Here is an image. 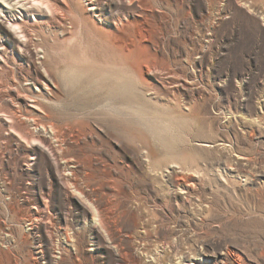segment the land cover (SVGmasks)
Returning a JSON list of instances; mask_svg holds the SVG:
<instances>
[{
  "label": "rangeland",
  "instance_id": "1",
  "mask_svg": "<svg viewBox=\"0 0 264 264\" xmlns=\"http://www.w3.org/2000/svg\"><path fill=\"white\" fill-rule=\"evenodd\" d=\"M15 1L31 5L13 17L0 0V264H129L100 229L98 207L105 216L124 212L114 232L123 249L136 246L127 237L133 223L149 222L160 254L173 242L183 253L195 249L192 261L201 264L203 252L225 247L264 256V0H98L96 13L109 27L122 21L132 51L126 96L136 107L122 117L87 87L60 85L48 95L19 82V70L41 62L40 46L60 30L41 19L38 0ZM24 16L33 22L30 56L12 39L10 22ZM93 121L125 151L137 148L136 157L114 160L108 145L91 139L58 146L41 127ZM24 132L62 148L67 191L51 173L49 149ZM77 158L81 171L92 168L77 176L79 189L70 175ZM182 176L187 194L178 191Z\"/></svg>",
  "mask_w": 264,
  "mask_h": 264
},
{
  "label": "bare ground",
  "instance_id": "2",
  "mask_svg": "<svg viewBox=\"0 0 264 264\" xmlns=\"http://www.w3.org/2000/svg\"><path fill=\"white\" fill-rule=\"evenodd\" d=\"M2 1L9 6L11 9L9 13L10 15L13 14V17L19 15L14 11L18 9V6L27 8L28 5H31L27 1ZM86 1H88V4L85 5L80 0H38L36 7L40 9L38 13L43 16L41 19L47 25L56 24L60 33L53 31L50 41L39 48L42 51L43 60L38 63L30 60L29 66L19 70L18 79L20 82V79L24 77L25 86L27 84L31 85L38 92L41 91V88L48 95H53V89H58L60 85L67 87L72 84L77 88L78 86L87 87V90L98 92L105 102L104 105L116 113L118 117H122L126 113V108L136 107V104L134 107L129 105L128 100L132 98L126 96L125 76L128 69L127 61L132 56V51H128L125 46L123 35L125 26L119 19L112 22V27H109L111 25L108 24L105 25L104 20L96 13L99 9L98 0ZM127 1L132 3L133 0ZM28 12L31 15L35 13L34 11ZM97 17L100 22L97 21ZM36 20H39V18ZM29 22L33 23L25 16L21 17V21L14 20L10 22L11 27H15L12 31L13 33L11 32L13 43L19 49L22 48L23 52L28 54V56L31 54L30 46L32 44L30 33L27 29V23ZM11 27L8 31H10ZM16 30L19 32H16ZM19 36L25 41H22ZM2 46H4V54L8 52V49L9 52L12 51L8 45ZM129 66L132 72L136 75H141V68L134 61L129 63ZM1 67L4 68L5 65H1ZM1 74L2 69L0 71ZM133 100L131 103H134ZM10 119L14 122L17 121V117L14 114L10 115ZM41 127L44 131L50 130L52 138L59 143L58 146H70V144L79 141L86 142L87 139H91L92 143L93 140H97L109 146L111 153L114 155V160L116 157L126 154L134 158L139 152L135 147L130 148L129 152L125 151L122 141L110 133L106 125L98 124L95 121L91 123L77 122L65 126L49 123ZM22 138L28 143L38 141L49 149L51 161L48 158L50 161L48 163L51 173L53 176L58 177L59 189L67 191V185L63 181V175L59 172L57 161L58 151H62V148L54 149L45 138H36L27 132L23 133ZM111 145L118 147V149L115 150ZM151 155V152H147L146 156L149 159ZM81 160L77 158L76 167H73L74 169L70 171V175L75 179L73 184L75 187H77L76 181L77 176H80L79 173L85 170L91 172L90 170H92L90 164H85L84 169L81 171L80 166H83ZM83 176H91V174L85 172ZM186 178L187 176L180 178L182 184L178 188V191H184L185 194H187V187H189V185H186L188 183ZM77 189L79 188L77 187ZM80 204L82 203L80 202ZM83 207L84 214H87V208ZM96 212L99 217L100 229L105 234V237L115 245L117 256L122 262L127 260L129 264H201L197 261H192L195 256V249L188 247L183 253L182 249L175 246L173 242L167 243L166 249L160 254L157 246L149 243V231L151 228L149 222L140 225L133 223L134 232L128 233L127 237L131 239L134 236L136 246L134 249L131 247L123 249L121 248V242L120 244L116 242L118 238L114 235V232L124 212L119 211L117 214H110L112 215L111 218H109L110 215L105 216L99 207ZM203 255L205 258L203 264H209L212 261L214 264H264V256L262 254L255 258L248 254L242 256L239 252L229 247L223 248L219 254L216 252L211 254L203 252Z\"/></svg>",
  "mask_w": 264,
  "mask_h": 264
}]
</instances>
